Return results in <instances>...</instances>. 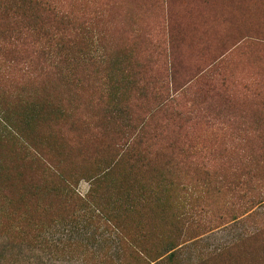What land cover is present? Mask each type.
<instances>
[{
	"label": "rangeland",
	"instance_id": "374dc122",
	"mask_svg": "<svg viewBox=\"0 0 264 264\" xmlns=\"http://www.w3.org/2000/svg\"><path fill=\"white\" fill-rule=\"evenodd\" d=\"M58 1L98 63L0 12V122L46 163L0 128V264H128L109 222L150 264H264V0Z\"/></svg>",
	"mask_w": 264,
	"mask_h": 264
},
{
	"label": "trees",
	"instance_id": "16d2710c",
	"mask_svg": "<svg viewBox=\"0 0 264 264\" xmlns=\"http://www.w3.org/2000/svg\"><path fill=\"white\" fill-rule=\"evenodd\" d=\"M0 8V12L4 13L7 18H12L13 23L17 22L19 25L22 24L31 29V33L35 35L36 41L41 48L40 52L43 55H56L66 58L68 61H72V63H74V60L77 61L78 57H81L85 61L98 63L96 58L99 51L93 44L95 41L89 38L86 33L78 31L73 27L77 18L75 11L78 9L76 7H74V10L69 9L67 5L60 3L58 0H0ZM50 16L57 23V26L51 29V32L46 29V22L50 19ZM75 47L77 48L75 51L79 54L77 58L72 57ZM102 60H105V57ZM0 128L3 132L7 133L8 137L17 141L20 147L27 150L32 159L34 157L39 163H45L43 154L35 149L38 147L29 142L28 139H25L19 131L15 130L14 132L8 125L2 122H0ZM22 138L24 141L21 140ZM31 149H34V151ZM57 176L60 179V176ZM107 227L110 228L109 232L111 233L107 237V240L109 239L111 242L117 241L121 244L123 250L120 253L122 258L127 260L126 263L150 264L144 259V256L147 255L140 254L141 251L128 243L127 236L119 226L109 222V225L105 223V228L107 229ZM110 236L113 237L110 238ZM170 258L173 257L170 256Z\"/></svg>",
	"mask_w": 264,
	"mask_h": 264
}]
</instances>
